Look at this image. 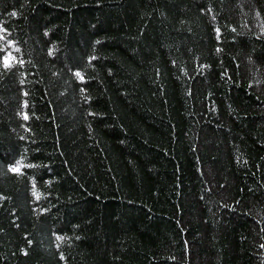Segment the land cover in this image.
Instances as JSON below:
<instances>
[{"label": "trees", "instance_id": "trees-1", "mask_svg": "<svg viewBox=\"0 0 264 264\" xmlns=\"http://www.w3.org/2000/svg\"><path fill=\"white\" fill-rule=\"evenodd\" d=\"M0 264H264V0H0Z\"/></svg>", "mask_w": 264, "mask_h": 264}, {"label": "snow or ice", "instance_id": "snow-or-ice-1", "mask_svg": "<svg viewBox=\"0 0 264 264\" xmlns=\"http://www.w3.org/2000/svg\"><path fill=\"white\" fill-rule=\"evenodd\" d=\"M13 171H19V169L18 168H14Z\"/></svg>", "mask_w": 264, "mask_h": 264}]
</instances>
